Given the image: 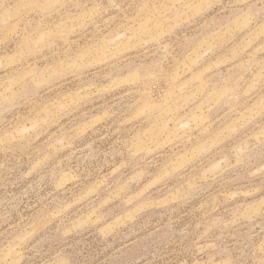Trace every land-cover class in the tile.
I'll use <instances>...</instances> for the list:
<instances>
[{"label":"rangeland","instance_id":"obj_1","mask_svg":"<svg viewBox=\"0 0 264 264\" xmlns=\"http://www.w3.org/2000/svg\"><path fill=\"white\" fill-rule=\"evenodd\" d=\"M0 264H264V0H0Z\"/></svg>","mask_w":264,"mask_h":264}]
</instances>
